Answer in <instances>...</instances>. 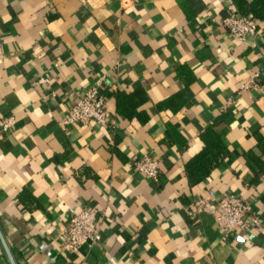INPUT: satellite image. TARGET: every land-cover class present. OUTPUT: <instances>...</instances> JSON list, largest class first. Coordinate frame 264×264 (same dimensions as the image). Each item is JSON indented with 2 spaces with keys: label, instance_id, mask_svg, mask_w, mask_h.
I'll list each match as a JSON object with an SVG mask.
<instances>
[{
  "label": "crops",
  "instance_id": "obj_1",
  "mask_svg": "<svg viewBox=\"0 0 264 264\" xmlns=\"http://www.w3.org/2000/svg\"><path fill=\"white\" fill-rule=\"evenodd\" d=\"M238 1L0 0V227L17 264H264L249 155L264 161V20L234 39L221 21ZM97 79L115 125L63 127ZM210 129L228 153L199 180L186 165ZM144 155L157 181L136 172ZM210 190L248 200L261 227L225 234L212 206H193ZM85 206L102 211V240L71 253L64 230Z\"/></svg>",
  "mask_w": 264,
  "mask_h": 264
},
{
  "label": "built area",
  "instance_id": "obj_2",
  "mask_svg": "<svg viewBox=\"0 0 264 264\" xmlns=\"http://www.w3.org/2000/svg\"><path fill=\"white\" fill-rule=\"evenodd\" d=\"M221 24L230 31L234 39L247 41L257 34L258 21L251 15H244L233 10L223 17ZM261 77L260 72L253 73L242 84L243 90L257 86ZM49 79H41L46 83ZM103 79H97L70 107L62 126L73 124L87 125L96 123L100 126L115 125V120L109 118L107 111V96L102 91ZM16 118L9 115L1 122L2 133H10L16 128ZM136 172L146 178L157 181L160 176V161L152 156L144 155L135 161ZM195 209L200 210L212 206L215 212V222L225 234L235 230L246 231L259 228L263 224L261 216L253 209L251 203L238 195L218 198L215 191L210 190L205 197L194 201ZM102 211L97 207H83L71 216L66 224L64 248L71 253H78L84 246L93 248L102 240Z\"/></svg>",
  "mask_w": 264,
  "mask_h": 264
},
{
  "label": "trees",
  "instance_id": "obj_3",
  "mask_svg": "<svg viewBox=\"0 0 264 264\" xmlns=\"http://www.w3.org/2000/svg\"><path fill=\"white\" fill-rule=\"evenodd\" d=\"M237 7L241 14L251 15L257 21L264 20V0H239ZM202 139L205 143V149L186 165L187 174L190 177H198L199 180L209 176L228 153V149L212 129L204 133ZM257 140L261 154L264 155V136L257 135ZM249 155L259 171L264 173V161L261 157L253 153Z\"/></svg>",
  "mask_w": 264,
  "mask_h": 264
},
{
  "label": "water",
  "instance_id": "obj_4",
  "mask_svg": "<svg viewBox=\"0 0 264 264\" xmlns=\"http://www.w3.org/2000/svg\"><path fill=\"white\" fill-rule=\"evenodd\" d=\"M0 242L4 248V251L8 257L10 264H17V261H16L14 255H13V252H12V250H11V248H10V246H9V244H8L4 234L2 232L1 227H0Z\"/></svg>",
  "mask_w": 264,
  "mask_h": 264
}]
</instances>
